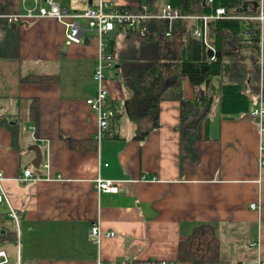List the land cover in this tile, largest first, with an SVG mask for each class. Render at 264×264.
<instances>
[{
    "label": "crops",
    "instance_id": "crops-1",
    "mask_svg": "<svg viewBox=\"0 0 264 264\" xmlns=\"http://www.w3.org/2000/svg\"><path fill=\"white\" fill-rule=\"evenodd\" d=\"M259 10V95L264 96V0ZM19 32L20 56H0V115L14 121L19 99L35 97L39 124L35 133L27 123L18 147L10 129L0 127L2 184L20 216V238L0 245L8 258L0 256V264L179 260L180 241L203 223L215 226L230 261L264 260V166L250 113L222 117L217 98L211 99L209 135L197 143L200 162L182 175L179 100L161 102L159 125L143 141L134 138V122L123 114L98 140L97 116L86 102L96 94L98 42L87 34L95 32L85 30L81 42L67 44L64 25L53 18L27 19ZM113 72H107L106 86L115 108L123 111L128 91ZM29 74L57 79L23 82ZM198 94L201 90L185 81V98ZM71 140L82 142L75 148ZM37 146L43 154L39 166L33 164ZM26 169L34 178L19 181ZM99 177L119 181L118 191L99 192ZM8 210L3 202L0 212ZM96 221L115 235L97 242L91 235Z\"/></svg>",
    "mask_w": 264,
    "mask_h": 264
},
{
    "label": "trees",
    "instance_id": "trees-1",
    "mask_svg": "<svg viewBox=\"0 0 264 264\" xmlns=\"http://www.w3.org/2000/svg\"><path fill=\"white\" fill-rule=\"evenodd\" d=\"M120 6L138 11L147 6L152 12L158 5L170 3L186 15H215L217 8L226 13L207 20V31L214 47L212 56L202 37L194 34L203 20L193 17L176 19L171 25L164 19L148 22L145 35L119 25L105 35L107 51L113 55L114 70L128 91L123 111L116 110L114 120L123 114L134 122V138L143 141L159 125L161 102L180 101V156L182 175L191 173L200 162L197 143L208 137L211 99L217 98L218 109L225 118L249 114L259 96L261 21L260 0H120ZM246 5V9L240 10ZM23 11L21 0H0V56L19 57L21 36L8 15ZM167 31L170 32L167 35ZM35 75V76H33ZM56 80L57 75L29 74L22 81ZM189 81L199 90L194 99L184 96V84ZM14 121L1 115L0 125L7 126L18 147L27 123L39 124L38 99L20 98ZM199 119L194 126L192 121ZM114 136L119 132L115 130ZM82 141L71 140L77 148ZM12 222V223H11ZM17 239V229L7 213L0 212V245ZM181 263L230 264L223 255V243L213 224L195 226L179 243Z\"/></svg>",
    "mask_w": 264,
    "mask_h": 264
},
{
    "label": "built area",
    "instance_id": "built-area-1",
    "mask_svg": "<svg viewBox=\"0 0 264 264\" xmlns=\"http://www.w3.org/2000/svg\"><path fill=\"white\" fill-rule=\"evenodd\" d=\"M23 11L8 15L9 22L16 23L24 19L36 18H53L62 23L66 29V43H79L83 40L85 30H91L98 36V56L93 73V79L96 83V94L87 99V104L96 114L98 120L97 139H102L113 123L116 117V110L111 106L112 98L110 91L106 86L108 80L107 72L114 70L113 55L107 51L105 35L112 33L117 26L125 25L130 29L145 35L148 31V22L152 19L167 20L170 25L179 18L193 17L197 20H203V24H199L194 29L197 37H202L208 48L214 47L211 43V36L207 31V20L209 18L220 17L226 13L224 8H217L215 15H186L172 4L166 2L158 5V11L152 12L147 6H143L138 11L129 10L127 7L120 6V0H90V6L83 12L70 11L64 7L59 0H21ZM260 20L263 16L258 17ZM170 34L169 31L166 33ZM251 116L257 122V130L259 134V154L260 165L264 166V96L261 93L250 109ZM1 120V115H0ZM1 127V125H0ZM48 164H45L47 166ZM5 174L0 171V205L6 202L9 206L7 215L14 222L17 229L18 240L20 238V216L19 212L10 204L6 190L3 187ZM34 178L31 169H26L17 179L25 181ZM96 188L99 192H117L119 189V181L112 179H96ZM252 208H259L257 203L251 204ZM91 235L100 241L103 235L114 236V231H103L99 221L93 222L91 226ZM19 244V243H18ZM0 256L4 257L7 262V254L5 250H0ZM98 264H182L180 260H166L159 258L142 259L138 261H103L99 260ZM246 264H264L262 258H256L247 261Z\"/></svg>",
    "mask_w": 264,
    "mask_h": 264
},
{
    "label": "rangeland",
    "instance_id": "rangeland-1",
    "mask_svg": "<svg viewBox=\"0 0 264 264\" xmlns=\"http://www.w3.org/2000/svg\"><path fill=\"white\" fill-rule=\"evenodd\" d=\"M59 2L64 6L67 7L70 11H78V12H83L85 11L89 6H90V0H59ZM23 24L24 26L27 25V19L23 20ZM34 32L31 33V37H36V33L35 31L37 30V27H33ZM88 35H90V37L92 38L93 42L96 43L98 42V36L96 33H87ZM114 72L113 70H109L108 74L112 75ZM118 80H120L121 78L117 77ZM223 255L225 258H228V254L226 253V250H223ZM230 264H241V262L237 261V260H232L229 262ZM243 264H245V262H243Z\"/></svg>",
    "mask_w": 264,
    "mask_h": 264
},
{
    "label": "water",
    "instance_id": "water-1",
    "mask_svg": "<svg viewBox=\"0 0 264 264\" xmlns=\"http://www.w3.org/2000/svg\"><path fill=\"white\" fill-rule=\"evenodd\" d=\"M242 9H246V5H244L243 8H240V10H242ZM16 24H17V23H13V24H12L13 28L16 27ZM208 54H209V56H212V55H213V49H212V48H209V49H208ZM198 122H199V119H195V120L192 121V123H193L194 126H195ZM35 150H36V153H37L36 158H37V161H38V162H33V164H35L36 166H39L40 163H41V161H42V159H43V154H42L41 149L39 148V146H37V147L35 148Z\"/></svg>",
    "mask_w": 264,
    "mask_h": 264
}]
</instances>
